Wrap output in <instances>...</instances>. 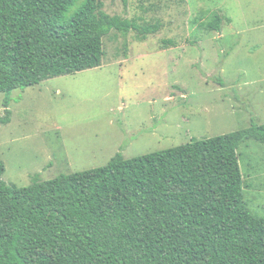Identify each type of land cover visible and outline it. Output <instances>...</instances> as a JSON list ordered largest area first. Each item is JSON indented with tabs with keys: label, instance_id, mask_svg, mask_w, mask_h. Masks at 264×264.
<instances>
[{
	"label": "trees",
	"instance_id": "trees-1",
	"mask_svg": "<svg viewBox=\"0 0 264 264\" xmlns=\"http://www.w3.org/2000/svg\"><path fill=\"white\" fill-rule=\"evenodd\" d=\"M0 0V94L99 68L104 39L140 25L103 0ZM223 18L205 26L221 33ZM165 45H176L171 41ZM264 125L11 188L0 160V264H264V217L244 196L239 151Z\"/></svg>",
	"mask_w": 264,
	"mask_h": 264
},
{
	"label": "rangeland",
	"instance_id": "rangeland-1",
	"mask_svg": "<svg viewBox=\"0 0 264 264\" xmlns=\"http://www.w3.org/2000/svg\"><path fill=\"white\" fill-rule=\"evenodd\" d=\"M103 4L111 16L161 30L143 42L114 31L99 68L10 94L0 160L11 188L105 167L121 150L132 159L264 125V0ZM215 15L221 33L205 29ZM239 158L245 201L262 218L264 145L247 142Z\"/></svg>",
	"mask_w": 264,
	"mask_h": 264
}]
</instances>
